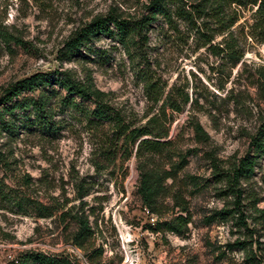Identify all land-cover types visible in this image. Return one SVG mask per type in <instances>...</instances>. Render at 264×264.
<instances>
[{
  "label": "rangeland",
  "instance_id": "rangeland-1",
  "mask_svg": "<svg viewBox=\"0 0 264 264\" xmlns=\"http://www.w3.org/2000/svg\"><path fill=\"white\" fill-rule=\"evenodd\" d=\"M148 1L0 0L1 25L24 42L23 47L0 42V99L16 81L34 74L52 80L70 71L80 80L89 75L96 88L108 93L110 109L139 125L158 111L150 101L152 91L181 86L202 104L204 109L193 114L209 136L206 143L194 140L189 107L172 114L166 109V140L185 155V165L173 183L164 182L167 192L155 215L142 206L136 191L134 153L130 156L111 125L90 117L91 102L75 98L76 107L61 104L67 94L54 81L23 92L16 101L35 99L41 92L50 96L49 124L54 125L39 126L32 112L6 115L15 129L0 133V264L25 251L63 257L69 264H244L241 251L225 249L236 239L234 220L208 223L207 218L230 201L221 193L224 182L212 174L210 158L227 169L233 160L252 156L250 138L264 117V42L258 43V30L251 36L256 6L223 3V22L237 19L230 31L243 57L236 64L208 50L227 34L220 32L224 24L218 22L217 0H166L169 18L157 15L143 31L147 41L133 46L130 54L107 34L68 53L63 48L70 33L91 18L115 10L125 19H139L150 12ZM182 12L188 14L181 17ZM143 159L149 168L160 164L166 170L179 161L177 156ZM253 167L241 183L247 214L253 206L264 207V153ZM177 191L186 202L189 223L178 235L154 230L157 220L177 212L171 199ZM20 199L21 207L16 204ZM80 201L94 233L82 250L71 241L75 221L59 218L70 207L73 216ZM45 212L50 217L40 218Z\"/></svg>",
  "mask_w": 264,
  "mask_h": 264
},
{
  "label": "trees",
  "instance_id": "trees-1",
  "mask_svg": "<svg viewBox=\"0 0 264 264\" xmlns=\"http://www.w3.org/2000/svg\"><path fill=\"white\" fill-rule=\"evenodd\" d=\"M259 3H258V2ZM219 2V3H218ZM166 0H149L148 4L151 8L150 12L139 19L129 20L123 18L121 12L111 10L104 16H95L83 26L73 30L68 39L65 41L63 48L66 52L77 50L86 45L87 42L98 35H114L118 43L124 47L125 51L130 54L133 46L140 42H146V34L144 29L157 15L169 18V10L166 6ZM215 3V1L213 2ZM217 3V4H216ZM215 3L216 12L221 15L218 22L224 27L220 32H226V36L221 39L220 43L215 46H210L208 50L213 54H223V57L228 61L236 64L241 61L243 51L239 44L234 41V34L230 29L235 25L237 19H229V22H223V3L226 5H237L246 7L250 5L256 9L252 15L253 25L252 31L258 30V43L264 42V0H217ZM185 14L181 13V17ZM114 27V31L111 27ZM138 41H135V37ZM0 42L7 46L9 43L23 47L22 38L9 31L8 28L0 23ZM234 42V43H233ZM209 41L207 42V44ZM54 81L61 89H63L67 98L60 101L61 104L68 107H76L74 99L78 98L82 101H89L93 104L90 117L95 121L108 123L117 138H122L123 144L127 145L130 150V156L134 153V159L137 161L136 170H138V181L136 191L140 197L142 206L151 214H158L156 209L157 202L161 197L166 195V187L164 182L170 179L172 183L175 181L174 175L178 170H181L185 165V155L175 152L172 148L170 140H166L169 135V128L164 125L166 120V109L170 113H179L184 108L189 107L188 125L192 128L194 140L199 143L209 141V136L201 126L193 112L203 110L202 104H199L198 98L189 96L188 92L181 86H173L166 93L160 88L153 89L152 85L148 86L154 97L150 100L152 104L157 105L158 111L147 117L143 124L132 125L130 121L125 122L120 114L116 113L107 103L108 93H105L94 86L92 78L87 75L82 80L77 79L70 71H65L59 74L55 79H48L42 74H34L13 84H10L3 92L0 99V133L6 132L10 135L14 132V122L9 120L6 115L18 110L27 116L30 112L35 114L36 123L39 126H45L49 129L52 124H49V106L50 96L45 92H41L35 99H20L15 100L25 91H36L38 88L46 87ZM229 95L226 93L225 97ZM209 113V112H208ZM164 139L165 141H161ZM249 146L252 147V156L233 160L227 169L220 168L218 160L210 158V167L216 181L224 182L222 195L225 199L230 198L227 206L223 207L219 212L214 213L207 218V222L211 221H227L234 220V230L236 239L231 243L225 244L227 251H241L243 253L244 264H264V207L255 208L253 206L252 214H247L243 209L242 201L245 198V191L242 188V181L246 182L250 178L254 170V164L260 153H264V117L262 118L260 127L256 134L250 138ZM145 155L155 157V155L163 156L165 160L171 161L173 156L179 157L177 163H171L169 170L163 169L162 166L155 165L150 167L144 165L146 159L142 160ZM148 164V163H147ZM264 183V179H263ZM82 196H80L81 198ZM172 207L177 212L168 220L155 222L156 231H164L174 235L183 232L186 225L189 223V210L186 202L179 191L171 196ZM16 203L21 207L22 199ZM80 210L75 211L72 216L74 207L68 208L62 212L59 218L64 219L65 216H71L75 221L76 229L72 235L71 241L78 249H84L86 243L94 235L92 228L89 225L87 216L82 212V201H80ZM34 204V203H33ZM50 217V213L45 212L40 214V218ZM250 221L247 223V221ZM5 264H69L68 260L63 257L48 256L36 251H25L18 254L15 258L8 260Z\"/></svg>",
  "mask_w": 264,
  "mask_h": 264
}]
</instances>
